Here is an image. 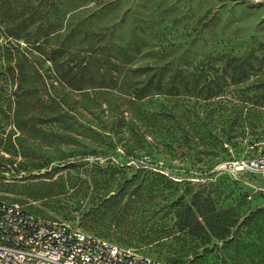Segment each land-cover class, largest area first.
I'll return each instance as SVG.
<instances>
[{"label": "rangeland", "instance_id": "1", "mask_svg": "<svg viewBox=\"0 0 264 264\" xmlns=\"http://www.w3.org/2000/svg\"><path fill=\"white\" fill-rule=\"evenodd\" d=\"M48 4L58 37L47 47L91 57L94 67L110 55L124 68L193 71L200 96L154 97L148 122L132 126L113 125L92 92L83 99L49 89L67 102L63 126L41 125L29 99L21 130L3 128L10 143L0 148V200L164 264H264V177L224 168L263 147L264 109L239 100L264 96V63L254 59L264 57V0ZM235 74L241 83L232 84ZM208 91L220 92L203 100Z\"/></svg>", "mask_w": 264, "mask_h": 264}, {"label": "trees", "instance_id": "2", "mask_svg": "<svg viewBox=\"0 0 264 264\" xmlns=\"http://www.w3.org/2000/svg\"><path fill=\"white\" fill-rule=\"evenodd\" d=\"M48 2L49 0H0V148L10 143L6 136H2L3 128L9 125L14 130H21L19 120L26 104L29 105L32 100L36 103L35 110L42 112L45 118L41 119V125L68 124L66 112L69 109L66 100L63 97L57 98L55 93L49 91L56 89L57 85L78 98L84 99L92 92L101 99L100 106H105L102 111L114 114V117L111 116L114 119L111 122L113 125L124 122V125L132 126L136 121L148 122L150 118L145 107L154 97L199 98L196 83L201 76L193 71L184 74L182 70H169L166 67L124 68L111 63L110 55H104L100 59L106 65L94 67L95 59L91 57L88 62L79 59L77 55L76 58L69 59V55L72 56L69 49L47 47L53 37H58L56 24L53 20H48L51 13ZM64 50L68 51L63 52ZM125 55L124 53L122 57L130 59ZM254 59L260 65L264 63V57ZM232 60L241 65L248 64V59ZM45 63L52 67L51 70L44 71L37 66ZM47 71L52 72L53 78L46 74ZM231 80L232 84H239L243 81V76L235 74ZM219 92L208 91L203 100L217 97ZM239 102L244 105L243 108L251 105L264 109V96L257 100L243 99ZM4 118H9L10 122L4 123ZM35 168L43 167L40 165ZM194 206L196 213H199V205L195 203ZM212 212L213 209L205 213ZM193 222L198 225L191 220V224Z\"/></svg>", "mask_w": 264, "mask_h": 264}, {"label": "built area", "instance_id": "3", "mask_svg": "<svg viewBox=\"0 0 264 264\" xmlns=\"http://www.w3.org/2000/svg\"><path fill=\"white\" fill-rule=\"evenodd\" d=\"M246 161L224 165L233 173L264 177V142ZM0 264H164L132 249L88 235L69 224L40 217L15 201L0 200Z\"/></svg>", "mask_w": 264, "mask_h": 264}]
</instances>
